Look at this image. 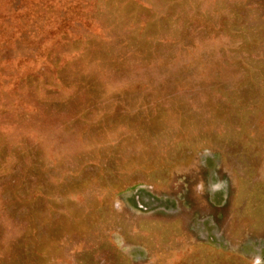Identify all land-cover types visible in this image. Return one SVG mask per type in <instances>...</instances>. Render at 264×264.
I'll return each instance as SVG.
<instances>
[{"label":"rangeland","instance_id":"obj_1","mask_svg":"<svg viewBox=\"0 0 264 264\" xmlns=\"http://www.w3.org/2000/svg\"><path fill=\"white\" fill-rule=\"evenodd\" d=\"M0 264H264V0H0Z\"/></svg>","mask_w":264,"mask_h":264}]
</instances>
